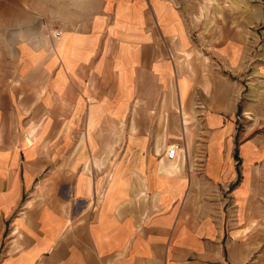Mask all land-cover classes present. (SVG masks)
Wrapping results in <instances>:
<instances>
[{"label": "crops", "instance_id": "0c3cea01", "mask_svg": "<svg viewBox=\"0 0 264 264\" xmlns=\"http://www.w3.org/2000/svg\"><path fill=\"white\" fill-rule=\"evenodd\" d=\"M31 1L0 105V264H247L248 246L264 264V133L237 134L231 85L215 78L247 49L197 58L196 0ZM191 110L203 160L186 157ZM9 119L43 121L11 140ZM175 143L183 160L166 157Z\"/></svg>", "mask_w": 264, "mask_h": 264}, {"label": "rangeland", "instance_id": "374dc122", "mask_svg": "<svg viewBox=\"0 0 264 264\" xmlns=\"http://www.w3.org/2000/svg\"><path fill=\"white\" fill-rule=\"evenodd\" d=\"M32 3L31 0H0V105L5 108L9 106L7 97L14 90L15 84L16 31L24 24L23 20H27L26 17L32 14ZM189 11L190 13L185 14L184 18L192 27L191 40L198 48L197 58L202 59L203 53L217 51L220 47L229 46L230 42L237 47L247 49V59L244 61L245 66L242 70L229 71L225 68L224 63L217 62L215 78L224 81L228 86L231 85V97L238 106L237 115L239 118H235L237 115L232 118V121L236 123L237 134L239 135L241 132L240 137L245 136L250 139L257 133H264V0H196ZM179 52L182 53L179 60L183 59L187 64V59L191 56L190 53L180 47ZM169 57L171 58L170 55ZM240 104L241 106L252 105L254 108L251 109L250 113L244 114ZM183 111L186 112V108H183ZM189 112L188 122L194 133V139L190 148L191 151L186 152V157L189 159L196 157L203 160V145L206 142L204 120L192 110ZM179 114V125H182L183 117L180 109ZM42 121L25 120L21 123V120L9 119L7 125L12 131L6 138L13 140L17 137L18 139L20 137L16 134L18 128L20 129L25 125L28 127L36 126ZM34 130L33 128L26 135L25 144L32 143ZM181 130L184 133L183 125ZM180 138L179 135V142L184 143L183 139ZM192 146H199L195 155L192 152ZM181 154L180 157L183 160L184 153ZM205 199L208 200V197ZM186 217L190 218V214H187ZM187 223L191 225L190 221ZM254 235L255 231H250L247 237L250 239ZM236 240L239 241V236L236 237ZM233 242L230 245L229 241L227 242V246L223 250L225 257L227 250L230 253H228L229 258L235 253L236 248ZM262 251L263 247L248 246L247 264L254 263ZM239 253L240 248L237 249V257Z\"/></svg>", "mask_w": 264, "mask_h": 264}, {"label": "built area", "instance_id": "2783aa9c", "mask_svg": "<svg viewBox=\"0 0 264 264\" xmlns=\"http://www.w3.org/2000/svg\"><path fill=\"white\" fill-rule=\"evenodd\" d=\"M54 35L56 37H58L60 35L59 32H55ZM184 146L181 145L180 143H175L173 144L172 146H170L166 152V157L167 159L169 160H173L177 157V155L180 153V152H183L185 154V151H184Z\"/></svg>", "mask_w": 264, "mask_h": 264}, {"label": "trees", "instance_id": "16d2710c", "mask_svg": "<svg viewBox=\"0 0 264 264\" xmlns=\"http://www.w3.org/2000/svg\"><path fill=\"white\" fill-rule=\"evenodd\" d=\"M236 157V156H235ZM237 158V157H236Z\"/></svg>", "mask_w": 264, "mask_h": 264}]
</instances>
